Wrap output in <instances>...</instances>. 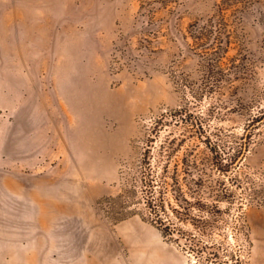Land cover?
Instances as JSON below:
<instances>
[{"label": "rangeland", "instance_id": "374dc122", "mask_svg": "<svg viewBox=\"0 0 264 264\" xmlns=\"http://www.w3.org/2000/svg\"><path fill=\"white\" fill-rule=\"evenodd\" d=\"M0 264H264V0H0Z\"/></svg>", "mask_w": 264, "mask_h": 264}, {"label": "trees", "instance_id": "16d2710c", "mask_svg": "<svg viewBox=\"0 0 264 264\" xmlns=\"http://www.w3.org/2000/svg\"><path fill=\"white\" fill-rule=\"evenodd\" d=\"M149 205L152 207L153 206V204L151 203V202H149Z\"/></svg>", "mask_w": 264, "mask_h": 264}]
</instances>
